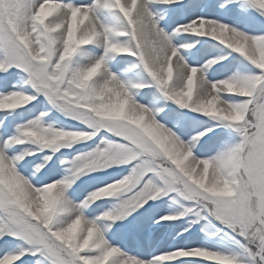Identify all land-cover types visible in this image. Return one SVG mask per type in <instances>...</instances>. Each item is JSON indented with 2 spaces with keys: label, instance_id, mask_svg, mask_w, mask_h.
<instances>
[{
  "label": "rangeland",
  "instance_id": "1",
  "mask_svg": "<svg viewBox=\"0 0 264 264\" xmlns=\"http://www.w3.org/2000/svg\"><path fill=\"white\" fill-rule=\"evenodd\" d=\"M45 1L0 0V260L123 264L111 238L127 242L137 224L155 230L167 216L164 229L214 243L228 264H264V56L248 75L244 107L231 112L214 98L232 96L191 78L186 86L163 51L154 57L145 22L125 0L106 5L114 36L100 73L84 59L105 49L91 43L88 15L78 8L94 0ZM214 3L242 10L264 33V0H152L149 9L163 12L165 30L187 20L189 9ZM200 45L192 66L223 52ZM106 70L113 77L126 70V99L106 83ZM212 72L209 80L225 75ZM136 104L149 112L141 115ZM221 137L233 150L222 154L229 175L218 186L198 160L212 159L210 146ZM125 256L138 264L134 250ZM161 257L160 249L143 260L164 263Z\"/></svg>",
  "mask_w": 264,
  "mask_h": 264
},
{
  "label": "bare ground",
  "instance_id": "2",
  "mask_svg": "<svg viewBox=\"0 0 264 264\" xmlns=\"http://www.w3.org/2000/svg\"><path fill=\"white\" fill-rule=\"evenodd\" d=\"M78 1L82 2V0ZM118 1L94 0L90 2H94V4L78 7L88 15L86 19L89 21L90 26L87 29H89L91 35L89 37L91 43L93 45L94 43L100 46L103 45L105 49L103 55L89 54L84 59V64H89L91 70H97L99 73L102 72L109 62L112 53L111 41L114 36L113 24L107 15L110 7L106 5L111 3L114 6L115 4L117 5ZM125 1L129 13L139 18V21L141 20L142 23L145 22L148 28V35L150 36L147 44L154 48V57L157 52L163 51L167 55L165 66H174L173 69L164 66L163 68L166 72L169 69V71H174L173 76L177 77L186 86L189 85V78H191L195 84L211 92L214 90L220 96L237 97L236 100L230 97L229 99L233 100L230 102L225 101L223 97H213L214 100L230 109L231 112L240 111L244 107V104L240 103V100L249 91L248 84L250 78L248 75L251 71H257L256 68H258L259 62L264 56V33L262 32L263 27L261 24L255 26L254 22L247 19L242 14V10L238 8L236 11H234V8L222 10L218 3H214L215 5L212 4L210 7L205 8L203 6L198 11L195 8L189 9L187 20L182 21L173 29L166 28L164 30L160 29L163 12L149 9V4L152 0ZM36 2L39 7H43L47 1L36 0ZM47 6L48 12L54 14L61 13L60 9H57V6L54 7V5L50 4H47ZM205 6H209V4ZM89 12L91 15L88 14ZM210 42L211 44L216 43L219 45L223 49V52L219 55H216V53L212 54L211 57L205 59L199 66H192L191 64L195 60L191 57L193 50L197 48L202 49L201 43L204 45ZM212 52V48H209L207 51L209 54ZM155 60L158 64L159 60ZM212 71H222L223 73L225 72V75H219V78L209 80L208 78L211 77ZM125 73L126 70H120V73L118 72V75L113 77L107 71V73L103 74V77L106 83L108 82L109 87L112 88L116 97L126 99L125 96L127 95L123 94L126 91ZM208 97L210 96L208 95ZM134 107H137V111L143 116L146 112H149L148 108L143 105L136 104ZM194 141L193 137L192 143ZM214 141L217 142H215L213 147L210 146L214 150V153L211 155L213 158L199 159L198 161L203 168L211 169L209 178L215 185H225V178L228 177L229 171L223 168L227 162L225 159H222V154L224 151L233 150V147L223 137ZM186 142L184 143L177 139L179 145L185 144L189 146L188 140ZM194 173L197 174V171ZM27 185L29 184L27 183ZM158 210L156 211L158 212ZM167 219V216L159 218L153 224L155 230L153 228H146L144 223L137 224L135 231L128 235L127 242L122 241L125 238L124 236L115 239L111 238V242L115 244L113 254L118 259H121L123 264H128L130 259H126L125 252L134 250L140 257L136 259V263L145 264L144 258L152 259L150 257L154 256V253L161 249L163 251L161 259L166 261L162 263L154 260L153 264H178V261L181 259L195 261H206V259H209L208 264H228L226 257L217 250V246L214 243L209 241L203 242L195 234L190 235L189 231L173 235L174 229H171V227L164 229ZM117 245L120 247H116ZM176 247L177 249L182 248V250L184 248V251L179 255H175L176 253L174 252L170 254ZM119 248L124 250L121 251ZM9 256L10 254L4 255L0 260V264H7L10 260Z\"/></svg>",
  "mask_w": 264,
  "mask_h": 264
},
{
  "label": "trees",
  "instance_id": "3",
  "mask_svg": "<svg viewBox=\"0 0 264 264\" xmlns=\"http://www.w3.org/2000/svg\"><path fill=\"white\" fill-rule=\"evenodd\" d=\"M252 118H253L254 120H256L257 116H256V115H253ZM256 135H257V133L255 132V136H256ZM253 136H254V135H253ZM253 136H252V137H253ZM262 136H263V135H262ZM262 136H261V137H262Z\"/></svg>",
  "mask_w": 264,
  "mask_h": 264
}]
</instances>
